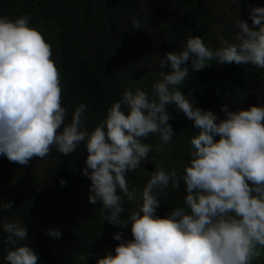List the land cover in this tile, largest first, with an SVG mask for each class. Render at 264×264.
<instances>
[{"label":"clouds","instance_id":"clouds-1","mask_svg":"<svg viewBox=\"0 0 264 264\" xmlns=\"http://www.w3.org/2000/svg\"><path fill=\"white\" fill-rule=\"evenodd\" d=\"M250 16L251 26L236 20L233 38L219 36L215 49L200 36L188 35L180 52L170 51L160 60L151 96L139 87L126 88L122 99L107 109L106 119L91 130L84 104L65 123L69 114L52 48L31 26V18L0 16V155L26 167L53 148L68 156L84 144L82 174L91 180L89 202H101L103 220L113 225L127 228L131 222L133 237L125 240L115 233L120 242L115 254L108 251L96 264H252L264 250V105L236 111L225 105V118L218 120L212 110L194 107L191 93L186 96L180 87L189 76V59L193 71L213 60L264 69V7H253ZM131 23L133 29L141 28L135 18ZM165 67L171 71L166 73ZM169 105L198 129L190 139V159L182 176L177 168H156L142 191V203L122 220L124 197L136 200L127 173L152 151L143 141L156 135L168 144L173 138ZM181 180L187 192L184 205L165 217L156 215L159 195H167L169 185L178 189ZM60 183L66 181L61 178ZM12 204L0 203V211ZM2 227L8 264H37V253L25 243L27 227L6 220ZM47 235L60 238L62 233L49 228Z\"/></svg>","mask_w":264,"mask_h":264},{"label":"trees","instance_id":"trees-1","mask_svg":"<svg viewBox=\"0 0 264 264\" xmlns=\"http://www.w3.org/2000/svg\"><path fill=\"white\" fill-rule=\"evenodd\" d=\"M147 1L156 7L155 22L144 15L148 11ZM229 5H236L233 12H229ZM253 7H264V0H0V16L13 20L21 15L31 18V26L42 33L52 48V58L60 73L63 106L69 114L65 123L70 122L75 108L84 104L85 124L91 130L106 119L107 109L122 99L123 87L129 85L127 88L133 90L139 87L151 96L152 88L144 86L152 87V80L158 78L159 72L156 77L144 76L146 68L140 75L136 73L130 84L119 74L112 58L122 63L152 43L157 53L151 52L148 57L151 65L155 56L160 61L170 51L180 52L188 35L200 36L211 48L214 34L229 35L236 20H245L251 26ZM121 18L131 24L128 37L122 43L110 31ZM133 18L141 28L133 29ZM88 21L109 30L107 34L98 32L101 39L98 52L89 47ZM159 28L160 38L156 35ZM98 58L103 62L98 63ZM188 67L189 76L180 86L181 91L186 96L190 92L194 107L212 110L218 120L225 118L223 106L233 110L245 103L241 94L252 83H258L259 78L258 68L250 64L229 65L213 60L203 70L193 71L189 59ZM164 71L171 69L165 67ZM168 111L171 114L168 123L175 132L173 138L168 144H163L156 135L143 141L152 145V151L147 161L127 173L129 189L136 200L131 202L124 197L122 220L142 203V191L156 168H177L178 176H182L183 165L190 159V139L198 129L175 105H169ZM158 148L161 150L157 151ZM86 158L83 143L68 156L53 148L43 160L33 158L26 167L0 155V203L13 202L12 209L0 211V264H8L4 259L8 248L4 243L7 233L2 227L5 220L27 227L29 240L25 243L37 253V264H96L97 258L108 251L115 254V246L120 243L114 239L115 233H122L125 240L133 239L131 222L127 228L113 225L103 220L101 202H89L91 180L82 174ZM39 162H47L41 174L36 171ZM61 178L66 181L63 186ZM117 192L122 195L119 189ZM166 192L167 195H159L156 215L161 217L184 205L186 185L181 180L178 189L169 185ZM49 228L59 229L62 236L47 235Z\"/></svg>","mask_w":264,"mask_h":264},{"label":"rangeland","instance_id":"rangeland-1","mask_svg":"<svg viewBox=\"0 0 264 264\" xmlns=\"http://www.w3.org/2000/svg\"><path fill=\"white\" fill-rule=\"evenodd\" d=\"M145 5L147 6L148 11L144 15L146 17L150 18V22L156 20V17H153L156 14V7H153L152 4L148 1ZM235 7H236V5H229L228 6L229 12H233L235 10ZM157 16H161V14L157 13ZM96 25H97L96 22L88 21V43H89V47L91 48V50L93 52L100 51L99 46H100L101 39H100L98 32L101 31L103 34H107L109 31L108 29L97 27ZM106 26L110 27L111 24H109V26L108 25H106ZM130 28H131V24L125 23L124 20L121 18L113 26H111L110 31L113 33L114 38H116V39L120 38L119 42L122 43V42H124V40L127 39L126 37H128V33H129ZM160 30L161 29L159 28L158 31H156V35L158 38H160ZM236 31H237V29H235L233 27V29H231V32H229V35H223L222 33H218V32H217L218 34H214L215 37L211 41V48L215 49V48L219 47V44H220V41L218 39L219 36L223 35L226 38L231 40L233 38L234 34H230V33H234ZM114 38H113V40H115ZM157 42H159L158 39H157ZM151 52L154 54L157 53V49L155 48V45L152 43H150L149 46H145V48L141 49V52H139L137 56L132 57L131 59L130 58L126 59L122 63H120L115 58H112V61L114 62V65L115 64L118 65L119 74L123 78H125L128 82H130V84H133L134 77H135L136 73L138 75H140V72L145 70L146 68L148 69V71L146 72V74L144 76H148V75L150 76L153 74H154V77L157 76V72H159L158 65L160 66V61H158L157 56H155L154 57L155 64L153 61L152 64L150 65L152 60L148 61V57L152 54ZM99 59L100 58H98V60ZM109 59H111V57ZM101 62H103L102 59H100L98 61V63H101ZM149 66H152V68L149 69ZM164 70H165V68H164ZM258 70H259V72H258L259 78H257L258 83H252L250 86H248L243 91L241 96H242L243 100L245 101V103H243V105H241L237 108H233L234 111L240 110V109H247L254 104L264 105V69H258ZM102 73L104 74V76H106V70L105 69L102 70ZM152 81H154V80H152ZM128 86L129 85H127L123 88L126 89ZM144 87L147 89L152 88L151 86L150 87L144 86ZM63 100H64V97L62 98V101ZM46 165H47V162H39L37 167H36L37 173L41 174L42 171L44 170V168L46 167ZM252 264H264V253L261 252L260 256L252 261Z\"/></svg>","mask_w":264,"mask_h":264}]
</instances>
